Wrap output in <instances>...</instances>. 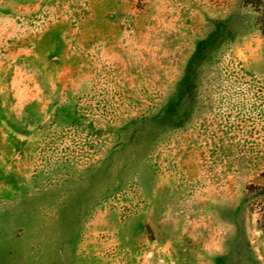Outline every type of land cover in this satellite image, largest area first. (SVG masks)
<instances>
[{
    "label": "rangeland",
    "instance_id": "rangeland-1",
    "mask_svg": "<svg viewBox=\"0 0 264 264\" xmlns=\"http://www.w3.org/2000/svg\"><path fill=\"white\" fill-rule=\"evenodd\" d=\"M262 20L0 0V264H264Z\"/></svg>",
    "mask_w": 264,
    "mask_h": 264
},
{
    "label": "trees",
    "instance_id": "trees-1",
    "mask_svg": "<svg viewBox=\"0 0 264 264\" xmlns=\"http://www.w3.org/2000/svg\"><path fill=\"white\" fill-rule=\"evenodd\" d=\"M246 3L259 12L260 16L262 17V22L264 23V0H246ZM251 197L255 202L252 203L256 205L257 208H261L264 211V185L260 186H251L249 188L248 197ZM264 216V215H263ZM262 228L264 230V223H262Z\"/></svg>",
    "mask_w": 264,
    "mask_h": 264
}]
</instances>
